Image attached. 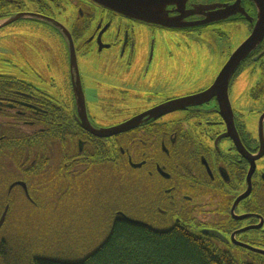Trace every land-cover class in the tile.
<instances>
[{
  "label": "flooded vegetation",
  "instance_id": "obj_1",
  "mask_svg": "<svg viewBox=\"0 0 264 264\" xmlns=\"http://www.w3.org/2000/svg\"><path fill=\"white\" fill-rule=\"evenodd\" d=\"M28 1L36 5L33 10L20 0H0V20L11 15L8 6L19 13L35 12L54 19L56 10L75 8L71 26L60 22L73 39L86 118L95 128L115 126L162 103L203 93L213 82L189 90L186 75L178 81L173 77L175 53L188 49L181 41L205 27L237 20L247 21L252 30L256 21L255 9L250 10L246 1L252 21L237 14L183 29L133 20L89 0ZM45 24L63 41L68 68L65 83L62 90L43 91L21 81V87L9 89L11 97L0 95V124L7 121L5 127L0 125V149L4 142L15 141L16 133L25 146L21 166L14 164L15 170L8 167L12 154L0 156V206L37 204L43 198L38 182L48 178L57 187V221L72 227L79 224L73 227L71 237L68 228L62 227L63 238L76 237L80 229L90 230L93 237L92 221L106 223L112 215L113 220L133 216L158 229L189 231L229 252L239 263L264 264V119L259 123L264 108H254L264 98V86L257 83L258 91H230L232 78L243 66L261 63L264 69V54L260 56L264 38L229 81L230 109L223 91H217L163 115L145 116L131 129L102 137L81 125L66 35ZM161 52H166L168 62ZM98 173L104 178L97 186ZM112 173L120 182L118 198H112L107 189ZM16 182L25 183L27 192L21 185L12 186ZM128 182L129 190L138 195L135 202L129 201ZM101 185L102 191L98 189ZM93 202L99 212L97 222L84 220L91 217L86 210ZM80 203L86 215L76 217ZM205 230H216L224 239L205 234Z\"/></svg>",
  "mask_w": 264,
  "mask_h": 264
},
{
  "label": "rangeland",
  "instance_id": "obj_2",
  "mask_svg": "<svg viewBox=\"0 0 264 264\" xmlns=\"http://www.w3.org/2000/svg\"><path fill=\"white\" fill-rule=\"evenodd\" d=\"M20 2L28 10H33L36 7L34 3L28 0H20ZM7 11H10L12 16L19 14L17 9H12L10 6L7 7ZM54 14L58 19H56L57 21L71 26L76 10L72 6H66L61 12L56 10ZM50 29L45 23L27 17L19 18L13 23L0 27V76L16 78L43 91H55V89L60 88L62 90L65 83V72L68 69L66 50L62 39ZM250 32L251 28L247 21L237 20L214 27L208 26L200 30L198 34L186 36L181 41L182 46L188 45L186 53H175L177 59L174 63V79L178 81L186 75L189 90L209 86L232 52L249 36ZM162 58L165 61L169 60L166 52L162 54ZM262 63L264 64V55ZM168 65L171 66L170 63ZM88 68H86V71ZM97 70H102V67L97 66ZM257 83H260L261 87L264 86V69L261 68V63L257 67L253 64L245 65L232 78L230 91H258L256 89ZM254 108L256 110L263 109L264 98ZM92 112L99 115L98 110ZM8 167H13V170H15V166L11 163ZM16 172L18 171L16 170ZM103 178V173L96 175L97 186L101 184L100 181ZM111 180V187H107V189L110 191L112 198H118L120 182H118V177L114 173L111 174ZM6 185L7 183L4 186ZM102 185L98 188L101 191ZM129 185L130 182L127 183V192L130 195L129 201L135 202L138 195H136V192L129 190ZM38 187L43 190V198L37 204L31 205L24 202L21 205L14 206L16 208L14 219L19 222L17 234L27 238L28 242L26 244L32 247L40 248L45 242L49 243V241V244L57 246L58 241H61L64 237L62 227L68 228L69 234L67 236L71 237L73 227L77 228L79 224L72 227L70 223L62 225L57 221V208L54 202L57 187L52 180L42 179L38 182ZM113 204L114 201L112 200L111 205L114 206ZM78 205L80 209H77L80 212L76 214V217L86 215L84 214L85 208H83V205L81 203ZM86 211L91 217L84 218V220H95L96 215L99 214L95 202L91 203ZM128 212L132 213L131 211ZM89 224L94 225L95 222L92 221ZM5 231L6 234L4 233L5 235L3 234L0 237L4 241V236H8L10 229L7 228ZM75 235L82 239L92 236L90 230L86 229H80ZM88 239L92 240V237ZM69 241L74 242L75 239L69 238Z\"/></svg>",
  "mask_w": 264,
  "mask_h": 264
},
{
  "label": "trees",
  "instance_id": "obj_3",
  "mask_svg": "<svg viewBox=\"0 0 264 264\" xmlns=\"http://www.w3.org/2000/svg\"><path fill=\"white\" fill-rule=\"evenodd\" d=\"M250 6V10H254L253 5ZM22 85L21 80L0 76V91H6L0 95L11 97L9 89ZM6 123L2 121L0 125L5 127ZM16 134L15 141L1 145L0 156L12 154L11 164L20 167L25 146L20 139L22 136ZM2 210L0 206V214ZM15 211L14 206L8 208L4 224L0 227V237L6 234L7 228L10 229L8 236H4L5 241L0 242V264H245L184 229L163 230L129 222L125 218L113 220V215L111 222L95 223L92 240L76 236L71 242L66 237L61 238L62 242L58 241L59 247L49 244V241L40 248H34L26 244L27 238L17 234L19 222L14 219Z\"/></svg>",
  "mask_w": 264,
  "mask_h": 264
},
{
  "label": "water",
  "instance_id": "obj_4",
  "mask_svg": "<svg viewBox=\"0 0 264 264\" xmlns=\"http://www.w3.org/2000/svg\"><path fill=\"white\" fill-rule=\"evenodd\" d=\"M98 6L109 9L115 13L131 18L133 20L159 25L162 27H175V28H191L198 25L210 24L212 21L225 19L237 14L243 15L249 21H252V17L249 15V6L245 4L249 2L253 5L256 16L255 23L249 36L232 52L227 61L224 63L219 73L217 74L213 83L204 90L203 93L194 96H187L176 100H171L162 103L147 112L137 114L130 119L117 124L115 126L107 128H95L86 118L84 93L81 85V79L78 69L77 56L73 39L68 29L59 21L54 18L37 14L35 12H20L19 14L12 16V14L4 19L0 20V27L8 25L19 18L31 17L36 18L39 21L51 24L59 28L65 35L68 41L67 49L69 56V70L70 78L74 91L77 94L78 105L81 108V125L86 130L97 136H111L113 134L126 131L139 124L145 116H160L165 113L182 108L184 104H187L195 99H199L201 96L211 95L217 91H223V98L230 109V103L227 96L228 84L239 65L243 60L255 50L264 38V0H235L230 4H220L214 0H89ZM191 2V3H190ZM264 51L260 54L263 55ZM264 119V111L260 115L259 123ZM21 185L25 192L27 188L25 183L16 182L13 185ZM7 206L3 209L0 215V227L3 225L6 214ZM129 222L140 223L147 225L141 221L132 217L125 216ZM205 234L212 235L214 237L224 239L223 235L216 230H205Z\"/></svg>",
  "mask_w": 264,
  "mask_h": 264
}]
</instances>
